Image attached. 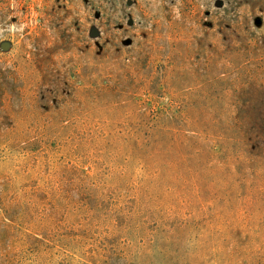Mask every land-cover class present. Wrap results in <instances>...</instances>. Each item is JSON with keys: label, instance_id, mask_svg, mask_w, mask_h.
I'll use <instances>...</instances> for the list:
<instances>
[{"label": "rangeland", "instance_id": "374dc122", "mask_svg": "<svg viewBox=\"0 0 264 264\" xmlns=\"http://www.w3.org/2000/svg\"><path fill=\"white\" fill-rule=\"evenodd\" d=\"M232 237L264 264V0H0V264H222Z\"/></svg>", "mask_w": 264, "mask_h": 264}, {"label": "trees", "instance_id": "16d2710c", "mask_svg": "<svg viewBox=\"0 0 264 264\" xmlns=\"http://www.w3.org/2000/svg\"><path fill=\"white\" fill-rule=\"evenodd\" d=\"M85 176L86 177H89L88 174L85 173ZM121 195H117L114 194V193H110L108 194V201L110 202V206H126V204L130 203V206H131V209H128L126 212L123 208H120L117 212L119 215H123L124 213V217L125 219H132L134 216L138 215L141 211V209L144 207L143 206V203L139 204L138 203V198L136 196H133L131 199L130 202H125L124 198H121ZM115 200L116 202L113 203L112 201ZM180 209L179 210H176L174 213H172L171 211V215H175L177 217H179L180 219H182L181 223H188L190 222V220H195V219H188L187 217H192V218H200V216H202L204 214V209H205V206H191L190 208V211L189 213L187 212V209H188V206H178ZM174 209H177L176 207ZM185 209V210H184ZM134 215V216H133ZM140 215V214H139ZM174 216V217H175ZM112 218L116 221L118 218H116L115 216H112ZM161 220H164L162 222V224H168V221L165 219V218H161ZM172 224H168L166 226L167 227H170ZM175 227L176 228V225H173L172 228ZM177 229V228H176ZM173 230V229H172ZM222 231V228L221 229H218V230H212L211 231V236H217L220 234V232ZM233 239V245L231 246V248H222L224 250V254H225V257L227 258L226 260L223 261L222 264H234L233 262V257H234V253H236V245L234 243V238L232 237ZM228 240V239H227ZM226 241V240H225ZM228 243H231V241H228ZM248 249V253L245 254V256L248 258L249 256V253H250V249L249 247H247ZM218 250H220L219 246L215 243H213L211 249H210V254H214V253H217ZM247 258H240L238 259L237 261L238 262H241L242 264H245L247 262ZM260 262L258 261V259L254 258L253 259V262L252 264H259ZM247 264V263H246Z\"/></svg>", "mask_w": 264, "mask_h": 264}, {"label": "water", "instance_id": "95a60500", "mask_svg": "<svg viewBox=\"0 0 264 264\" xmlns=\"http://www.w3.org/2000/svg\"><path fill=\"white\" fill-rule=\"evenodd\" d=\"M97 35H98V32L95 31V30H93V31H92V36L95 37V36H97Z\"/></svg>", "mask_w": 264, "mask_h": 264}]
</instances>
